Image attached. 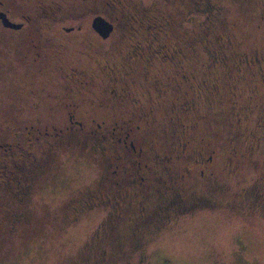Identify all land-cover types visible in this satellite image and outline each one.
I'll return each instance as SVG.
<instances>
[{
    "label": "rangeland",
    "instance_id": "374dc122",
    "mask_svg": "<svg viewBox=\"0 0 264 264\" xmlns=\"http://www.w3.org/2000/svg\"><path fill=\"white\" fill-rule=\"evenodd\" d=\"M17 1L20 10L35 15L36 28L40 27L49 43L55 44L59 35L65 44L62 74L57 70L54 76L49 75L46 89L61 91L63 81L67 96L69 88L74 87L67 75L72 67L88 70L96 76L91 86L94 91L89 93L97 99L95 106L113 111L139 106L147 113L154 107V115H148L149 130L144 133L148 140H155L160 151L172 152L191 139L188 149L194 152L205 138L218 150L214 159L217 174L215 180L187 177L192 188L188 194L206 195L196 206L200 210L196 208L159 229L153 228L163 193L153 188L138 195L131 191L118 208L97 206L74 218L70 216L74 202L105 189L108 164L95 137L88 139L85 147L73 142L67 153L60 149L48 169L31 180L30 192L22 202L16 200L14 189L5 185L0 175V264H264V65L262 69L255 63L235 66L231 73L223 66L208 67V49L198 45L200 50L184 51L190 72L197 79L191 78L190 91L185 83L182 88L172 83L177 71L172 62L147 65L136 56L132 63L137 71L123 68L121 49L125 48V54L128 51L124 37L128 30L118 29L106 43L99 42L89 26L98 3L80 7L85 4L82 0H56L63 4L57 22L43 17L39 0ZM222 1L228 26L235 30L233 50L243 59L246 54L250 58L263 55L264 0ZM138 2L140 7H167L184 35L193 40L216 37L215 33L205 34L207 12L199 10L188 16L190 6L183 0ZM78 24L83 26L81 31L66 36L61 33L62 25ZM227 30L224 27L221 34ZM22 40L14 42L0 32V123L19 118L20 114L13 116L14 108L41 86L31 75V63L20 60L19 54L27 48ZM89 41L94 45L89 47ZM113 62L121 77L117 85L128 87L122 100L111 96L106 63ZM216 76L219 89L212 81ZM158 81L167 90L164 94L158 92ZM187 100L194 105L193 110L187 109ZM183 124L187 129V124H194L190 134ZM233 138L245 150L241 151L243 158L239 154L233 161V167L240 164L238 174L227 165L225 152ZM189 197L194 202V197ZM141 202L154 207L152 231L139 217Z\"/></svg>",
    "mask_w": 264,
    "mask_h": 264
},
{
    "label": "flooded vegetation",
    "instance_id": "af4514ba",
    "mask_svg": "<svg viewBox=\"0 0 264 264\" xmlns=\"http://www.w3.org/2000/svg\"><path fill=\"white\" fill-rule=\"evenodd\" d=\"M39 1L38 8L43 17L59 22L63 4L56 0ZM82 1L85 4H80V7L87 6L88 2L99 4L98 9L94 10L95 14L90 18L89 25L90 31L99 42L106 43L118 29L128 30L124 35L127 37L128 51L125 54V48L121 49L124 55L121 64L123 68H129L132 72L138 70L132 63L136 56L147 65L154 64L155 61L167 64L172 62L177 69L172 83L179 88L185 83L192 91L191 78L195 81L197 79L190 72L188 63L190 61L184 51L200 50L198 48L203 46L202 49H208V58L211 60L206 62L208 67L223 66L231 73L232 67L235 66L238 68L255 63L262 69L264 65V53L261 56L251 55V58L246 54L243 59V55L233 50L236 46L235 30L228 26L224 17L225 3L222 0H183L190 6L188 16L199 10L207 12L206 18L209 21L203 27L206 35L216 34L212 40L206 38L207 36L193 40L184 35L177 25V18L167 7L166 9L156 5L140 7L139 0ZM19 5L20 2L17 0H0V32L9 35V40L14 39V42L18 43L22 39L27 42L26 50L20 53L19 57L21 61L31 63L34 72L31 75L41 86L40 89L32 90L29 99L25 98L24 101H20L22 103L18 108H14L13 116L17 113L20 114L19 118L16 116L7 118L0 123L1 181L12 186L16 200L22 202L27 197L31 180L35 179L40 171L48 169L50 161L60 149L62 153H67L73 142L85 147V142L95 137L108 164L103 179L105 189L96 195H87L74 202L70 208L71 217L75 218V215L94 210L97 206L118 208L131 191L138 195L142 190L151 188L158 192L162 191L163 198L157 203L154 228L151 227L154 207H151L150 203L139 204V217L145 222L147 230L159 229L176 218L186 217L193 210H200L196 206H199L197 204L204 200L206 195L201 196L192 192L188 194L192 188L186 178L197 177L200 181L207 178L215 180L217 171L214 159L218 150L203 138L200 140L203 141L202 145L194 152L188 149L191 139L183 141L172 152L160 151L155 140H148L144 135L150 127L148 115L150 113L154 115L155 108L151 107L147 113L139 106L136 109L121 108L122 110L115 111L108 107L103 110L95 106L97 99L91 97L89 93L94 91L91 86L96 76L88 70L72 67L67 75L74 87L69 88L67 96H64L63 81L59 86L61 91L57 92L55 89L53 91L49 87L46 89V79L49 75L54 76L57 70L62 74L61 61L66 56L65 44L62 42L63 38L59 40V35H56V45L54 42L49 43L47 36L40 32V27L36 28L35 15L23 12ZM99 17L112 24L109 34L100 31L97 20ZM223 26L228 30L221 34ZM259 27L263 26L259 24ZM82 28L81 24L77 27L62 25L61 33L64 36L71 35ZM90 45H94L92 41H89V47ZM106 65V74L112 86L111 96L122 100L128 87L117 85V81L121 79L116 70L117 64L113 62ZM143 70L145 73L148 72L145 67ZM61 78L63 80V77ZM212 81L214 87L219 89V78L216 76ZM156 84L158 92L163 94L167 92L159 81ZM186 105L188 110H193L194 105L190 101L187 100ZM187 126L188 129L183 124L184 131L190 134L194 124ZM240 146L236 138L228 142L225 150L228 166L233 167L235 164L233 161L237 160L235 158L239 154L244 157L241 152L244 149ZM232 170L238 174L240 164L234 166ZM189 195L194 197V202L190 200ZM138 230L141 232V229ZM135 234L137 235V232Z\"/></svg>",
    "mask_w": 264,
    "mask_h": 264
},
{
    "label": "water",
    "instance_id": "95a60500",
    "mask_svg": "<svg viewBox=\"0 0 264 264\" xmlns=\"http://www.w3.org/2000/svg\"><path fill=\"white\" fill-rule=\"evenodd\" d=\"M99 29L102 31L104 34H109L112 29V24H110L108 21L104 20L103 18L99 17ZM6 22V20H5ZM9 22V21H8ZM10 24H13L9 22Z\"/></svg>",
    "mask_w": 264,
    "mask_h": 264
}]
</instances>
